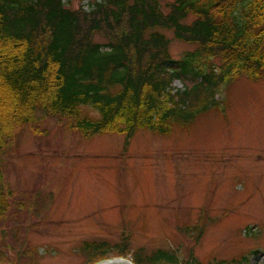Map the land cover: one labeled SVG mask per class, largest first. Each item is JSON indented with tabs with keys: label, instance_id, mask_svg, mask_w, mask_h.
<instances>
[{
	"label": "rangeland",
	"instance_id": "1",
	"mask_svg": "<svg viewBox=\"0 0 264 264\" xmlns=\"http://www.w3.org/2000/svg\"><path fill=\"white\" fill-rule=\"evenodd\" d=\"M174 1L161 0L164 11ZM165 34L175 62L195 49ZM219 101L166 134L137 128L128 142L38 112L1 157L12 195L0 215V264L135 262L161 250L173 257L164 264H264V80L239 77Z\"/></svg>",
	"mask_w": 264,
	"mask_h": 264
},
{
	"label": "trees",
	"instance_id": "2",
	"mask_svg": "<svg viewBox=\"0 0 264 264\" xmlns=\"http://www.w3.org/2000/svg\"><path fill=\"white\" fill-rule=\"evenodd\" d=\"M72 3L0 0V215L12 195L1 157L38 112L84 135L117 132L128 142L137 128L166 134L174 122L195 120L239 77L264 80V0H175L167 12L161 0H94L89 11ZM166 31L195 46L180 63ZM189 79L191 87H174ZM101 246L93 250L104 257ZM167 254L133 263L164 264Z\"/></svg>",
	"mask_w": 264,
	"mask_h": 264
},
{
	"label": "water",
	"instance_id": "3",
	"mask_svg": "<svg viewBox=\"0 0 264 264\" xmlns=\"http://www.w3.org/2000/svg\"><path fill=\"white\" fill-rule=\"evenodd\" d=\"M98 264H134L126 259H109L103 262H99Z\"/></svg>",
	"mask_w": 264,
	"mask_h": 264
}]
</instances>
